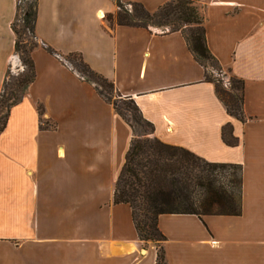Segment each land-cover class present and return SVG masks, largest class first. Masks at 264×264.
Returning <instances> with one entry per match:
<instances>
[{
    "label": "crops",
    "instance_id": "0c3cea01",
    "mask_svg": "<svg viewBox=\"0 0 264 264\" xmlns=\"http://www.w3.org/2000/svg\"><path fill=\"white\" fill-rule=\"evenodd\" d=\"M155 11L171 0H122ZM207 45L244 82L231 115L181 30L108 24L116 0H38L35 79L0 135V264H156L129 204H114L133 129L62 56L78 53L132 98L164 143L242 166L241 213H163L168 264H264V0H196ZM0 0V91L19 66ZM51 125L41 126V119ZM230 124L236 144L222 128Z\"/></svg>",
    "mask_w": 264,
    "mask_h": 264
},
{
    "label": "trees",
    "instance_id": "16d2710c",
    "mask_svg": "<svg viewBox=\"0 0 264 264\" xmlns=\"http://www.w3.org/2000/svg\"><path fill=\"white\" fill-rule=\"evenodd\" d=\"M126 3H131L134 9H124L122 5ZM24 4L23 0H17L16 15L11 24L15 34V53L20 55L24 69L18 74L8 70L4 79L0 91V135L7 126L12 107L22 100L35 79L33 50L43 45L50 52L56 53L42 43L36 34L38 0ZM116 4L117 12L107 14L106 19L114 21L115 18L118 24L148 27L155 23L170 31L181 30L195 58L206 69L205 79L215 83L216 92L228 112L240 120L246 119L243 80L231 75L230 85L224 89L220 87L222 77L217 79L210 75V71L214 74V68L218 69L219 75L224 69L207 45L204 16L196 0H171L155 11H149L134 1L116 0ZM24 34H28V38L25 39ZM73 54L62 58L71 65L68 57ZM76 54L80 56L82 66L78 73L95 85L100 95L114 105L133 129L125 163L116 181L113 202L130 205L139 238L145 243L162 242L161 245L155 244L156 264H168L163 246L166 236L159 229V216L163 213H194L200 216L240 214L242 166L211 162L188 149L159 140L154 134V125L144 118L136 102L122 96L111 81L94 71L80 54ZM106 89L114 90L119 97L126 98L128 103L125 109L128 114L112 100ZM41 126L50 125L42 118ZM222 137L228 144L238 142L230 124L222 128Z\"/></svg>",
    "mask_w": 264,
    "mask_h": 264
},
{
    "label": "rangeland",
    "instance_id": "374dc122",
    "mask_svg": "<svg viewBox=\"0 0 264 264\" xmlns=\"http://www.w3.org/2000/svg\"><path fill=\"white\" fill-rule=\"evenodd\" d=\"M24 3L25 4H29V3H31V0H23V4ZM122 6H123L124 9H128V10H133L134 9V7H133V5L131 3H126V4H123ZM15 15H16V13H15ZM106 18L107 17H105V19ZM115 22H116V19L115 18H114V21H110V20L106 19V23H108V24H111L112 25ZM150 25H153V26H157L159 28H162L161 26L156 25L155 23H151ZM24 37H25V39L28 38V34L27 35L24 34ZM17 56H18L19 64L20 65L19 66H13V65L10 66L9 71L12 74H18L20 71H22L24 69V65L22 63V60H21L20 55L17 54ZM68 58L70 60L71 65L72 66L74 65L76 67L75 68L73 66L76 69V71L77 72H80L81 71V68H82V66L80 64L81 63L80 56L77 55L76 53H74L73 55L69 56ZM211 66L213 67V65H211ZM214 71H215L214 74H213V72L210 71V75L213 76V77H215V78H217V79H221V77H222L223 81H222V83L220 82V87H222L224 89H227L226 87L229 86L230 85V82H231V79H230L231 78V74L229 72H227L225 69L223 70L222 73H220L221 76L217 72L218 71L217 68H214ZM106 90L108 92L107 94H109L112 97V100L118 103V105L121 107L122 111L128 114V112L125 109V107L127 106V103H128V101L125 100L126 98L119 97L117 95L116 91H114V90H111V89L110 90L109 89H106ZM48 124L51 125L50 123H48ZM141 124L143 125L144 123H141ZM143 127L146 128V129H149L146 125H143ZM146 243H153V244H156V245H161L162 242H152V241H148Z\"/></svg>",
    "mask_w": 264,
    "mask_h": 264
}]
</instances>
